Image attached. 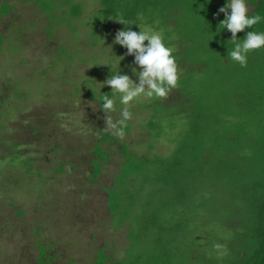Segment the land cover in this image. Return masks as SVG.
<instances>
[{
  "label": "rangeland",
  "instance_id": "obj_1",
  "mask_svg": "<svg viewBox=\"0 0 264 264\" xmlns=\"http://www.w3.org/2000/svg\"><path fill=\"white\" fill-rule=\"evenodd\" d=\"M61 1L45 0L41 5L0 0V33H4L0 41V120L8 123L0 133L10 142L0 144V158L9 157L0 163V264H38L42 247L51 255L45 261L52 259L53 264H89L97 260L103 246L115 260L126 257L134 246L141 256L155 253L161 259H167L171 249L170 264H193L196 256V264H227L238 244L237 229L249 235V223H239L245 213L238 212L237 217L227 203L218 206L205 199L209 197L203 196L208 189L202 179L206 167L195 157L186 159L185 154L175 168L177 186L166 169L180 149H187V120L165 110L164 104L152 112L146 104L151 100L141 98L130 109L132 119L122 138L105 131L106 114L89 91L97 96L112 91L106 86L100 92L103 85L99 83L112 74L103 64L121 56L125 57L121 74L138 82L131 70L136 67L135 57L121 54L122 47L114 44L117 27H112L114 37L107 33L102 37L101 31L108 26H99L97 44L90 38L93 18L101 9L98 0H73L84 3L81 15L74 18L71 4ZM200 1L207 3L203 10L213 17L205 16L201 22L219 24V9L226 0ZM246 2L250 13L254 7ZM46 3L53 11L50 14ZM136 12L142 26L161 22L157 13ZM172 14L165 13L164 22L168 24ZM48 18L55 25L53 35L47 33L51 28ZM177 20L184 24L186 18ZM151 28L163 38L168 36L169 26ZM139 30L137 26L133 31ZM109 46L117 53L115 59L111 48H105ZM118 70L117 65L114 71ZM119 110L112 114L113 121L120 119ZM151 123L154 130L149 128ZM103 133L110 139L103 140ZM13 145L19 146L28 161H10ZM233 152L249 177V150L240 153L233 148ZM132 154L148 156L152 163L139 164ZM159 156L167 158L164 164L157 163ZM194 167L196 173L187 174ZM184 188L191 193L184 194ZM220 190L216 187L221 202L225 195L220 197ZM178 222L181 228L169 233Z\"/></svg>",
  "mask_w": 264,
  "mask_h": 264
},
{
  "label": "trees",
  "instance_id": "obj_2",
  "mask_svg": "<svg viewBox=\"0 0 264 264\" xmlns=\"http://www.w3.org/2000/svg\"><path fill=\"white\" fill-rule=\"evenodd\" d=\"M28 1L42 5L45 0ZM98 1L101 9L93 18L92 33L90 30V38L93 39L94 44H97L101 39L97 30L99 26H108V30L101 31L102 37L105 36V33L112 35L115 32V30L112 32L113 28L117 27L120 31L129 27L116 21L121 18L129 22L131 29L134 30L137 25L132 24H140L135 11L144 14L153 12L157 13L156 17L162 16L158 25L147 24L152 25L151 27L159 29L169 26V33L167 37H164V41L168 47L173 49L178 69V83L171 92L169 91L171 95L168 93V97L153 99L146 104H149L152 112L158 111L160 105L164 104L165 110L172 111L179 119L187 120L189 125L188 132L190 134L184 143L187 149H180L175 155L176 160L172 165L166 164L170 180L174 182L175 186L179 185L178 177L173 176V173H176L175 168L180 167L185 154H188L186 159H189L190 156L195 157L196 162L206 167L204 176L210 177L206 179L201 174L203 182L208 186V189H204L203 196L208 195L209 197H205V199L218 206H226L227 203L226 207L237 217L238 212H244L245 215H241L239 223L241 221L249 223V235L241 233L242 230L237 229L235 238L238 244L230 252L227 264H264V49L251 52L248 55L246 67H241L238 63L228 60V51L232 48L231 33L227 30L218 31L219 24L226 17L220 13L219 24L216 22L211 25L203 24L202 18L209 17V15L203 10L207 3L202 4L200 0ZM67 2L75 11L71 17L81 15V10L84 8L83 2L74 3L73 0H67ZM249 2L254 7L250 14L260 17V22L253 26V30L264 32V0H249ZM45 6L47 13L53 12L49 11L47 3ZM171 11H174L175 15L172 14L173 18L168 21V25L167 22H164L163 15ZM189 15L192 17L191 21L188 20ZM180 16L186 18L184 24L176 21V18ZM209 18L213 19L212 16ZM52 22L53 19L48 18V24L51 26L47 29L49 35L54 34L55 25ZM188 26L192 29L187 28ZM251 30L247 29L246 31ZM2 36L4 33H0V41ZM244 36L245 32L238 34L239 38ZM92 47L96 48L97 46L92 45ZM111 50L113 51V49ZM121 51V54L126 53V49L123 47ZM111 53V55L116 54L113 56L115 59L116 51ZM126 66H131V63H126ZM109 90H105L102 94L110 95L112 91L107 92ZM92 92L93 90L89 91L91 96L102 102V94L97 96ZM179 92L182 93L180 97ZM161 99L164 100L161 101ZM116 101L117 110L121 106L119 101ZM4 124L5 127H1ZM7 124L6 120H0V130L7 128ZM129 125L131 128V124ZM150 126L149 128L154 130V124L151 123ZM128 129L126 131H129ZM6 138L7 135L0 133L1 145H3L2 143L6 144L3 146L10 145ZM102 138L103 140L110 139L106 133H103ZM233 148H237L240 153L243 150H249V177L241 169L240 164L243 161L235 158ZM10 149L15 151L14 157L10 161H28L26 158L24 159L25 156L18 145H13ZM123 149L127 150V147L123 146ZM6 155L4 157L9 159ZM21 156L23 159L18 160ZM132 157L139 164L140 162L143 164L152 163V158L148 156L137 157L132 154ZM5 158H0L1 164L5 162ZM166 159L159 156L157 163L164 164ZM212 169L215 172L211 171ZM60 171H63L62 168ZM196 171V167L190 168L187 174L194 175ZM191 183L193 182L191 181ZM216 187L221 189L220 197L225 195L224 198H221V202L217 199ZM190 191H192L190 188H184L183 193H191ZM214 199L217 202H214ZM181 224V222L173 224V229L169 233L175 232L176 229L178 231ZM165 229V227L162 228L164 231ZM135 239L139 240L140 237H135ZM160 240L162 239L160 238ZM78 246L80 247V245ZM168 251L167 259H161L155 253L148 257L141 256L134 250V246H131L126 251V257L115 260L106 254L103 246L97 253V260L89 264H165L166 262L170 264V258L174 255L171 249ZM50 257L48 250L42 247L38 264H53L52 259L45 261ZM197 259L198 256L194 262H191L196 264ZM212 262L210 261V263Z\"/></svg>",
  "mask_w": 264,
  "mask_h": 264
},
{
  "label": "clouds",
  "instance_id": "obj_3",
  "mask_svg": "<svg viewBox=\"0 0 264 264\" xmlns=\"http://www.w3.org/2000/svg\"><path fill=\"white\" fill-rule=\"evenodd\" d=\"M219 13L224 14L226 18L219 24L218 31L227 30L232 37V48L228 51L227 59L246 67L248 55L264 49V32L253 30V26L260 22V17L249 13L246 0H227L226 5L219 9ZM116 21L129 26L116 33L114 44L126 49V55L135 57L136 67L131 70L138 82L129 75L121 74L120 63L125 57L121 56L122 59L118 61L106 62L103 65L109 66L112 74L103 83H99L103 85L100 92L106 86L110 87L112 92L110 95L101 92L102 102H97L100 110L106 114L104 130L122 138L127 122L132 119L130 109L134 103L141 98L153 100L166 97L169 91L177 86L178 69L173 49L166 45L161 32L147 25L132 24L139 27L137 32L133 31L129 22L123 18ZM247 29L252 30L246 31ZM242 32H245V36L239 38L238 34ZM105 48L112 49L111 46ZM117 65L119 70L114 71ZM117 96L121 105L120 119L113 121L112 113L116 111L117 102L114 97Z\"/></svg>",
  "mask_w": 264,
  "mask_h": 264
}]
</instances>
